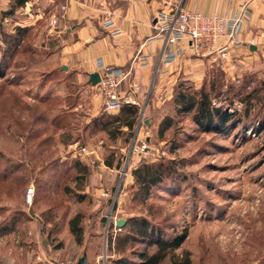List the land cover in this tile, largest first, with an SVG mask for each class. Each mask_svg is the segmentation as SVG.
Masks as SVG:
<instances>
[{"label":"rangeland","instance_id":"374dc122","mask_svg":"<svg viewBox=\"0 0 264 264\" xmlns=\"http://www.w3.org/2000/svg\"><path fill=\"white\" fill-rule=\"evenodd\" d=\"M62 2L0 0V264H75L85 251L89 264H114L122 257L140 262V252L153 254L158 247L130 236L135 218L147 219L163 239L188 233L159 264L186 255L191 264H264V68H241L242 40L226 41L225 57L197 55L184 40V52L210 57L213 64L199 84L183 79L167 90L165 81L160 94L171 97L157 99L162 62L174 63L184 52L167 61L154 17L152 37L162 40L163 53L150 88L144 91L131 70L117 66L140 86L137 104H131L140 116L130 130L121 111H104L100 82L92 85L62 65L68 38ZM243 6L252 15L246 1L211 15H231ZM18 25L27 31L15 45L11 37ZM141 60L148 64L146 57ZM213 77L214 103L239 112L240 120L225 134L203 131L193 112L178 114L173 102L181 82L209 89ZM251 92L255 98L245 117L243 99ZM134 140L149 142L156 156L135 152ZM162 161L172 162L174 177L142 197L133 170ZM74 218L80 233L73 230ZM119 219L126 220L122 228Z\"/></svg>","mask_w":264,"mask_h":264},{"label":"crops","instance_id":"0c3cea01","mask_svg":"<svg viewBox=\"0 0 264 264\" xmlns=\"http://www.w3.org/2000/svg\"><path fill=\"white\" fill-rule=\"evenodd\" d=\"M2 1V0H1ZM165 0H63L67 17V40L62 46V65L67 64L82 80L90 82V74L99 72L97 60L122 66L132 71V77L150 88L153 66L158 65L163 53V42L153 38V18ZM182 3L186 9L204 15L223 14L242 2H249L252 15L242 36L243 45L237 53L244 69L257 71L264 68V0H168ZM112 19L114 26L104 27ZM119 28L121 33L113 34ZM251 46L253 48H251ZM138 59L136 60V58ZM148 59L144 64L141 59ZM212 59L197 58L190 49L174 63L160 67L159 82L154 86L157 99L166 101L171 96H162L178 80L193 79L198 84ZM242 70H240L241 72ZM196 78V79H195ZM166 90V91H167ZM154 91V90H153ZM161 95L162 97L160 98Z\"/></svg>","mask_w":264,"mask_h":264},{"label":"built area","instance_id":"2783aa9c","mask_svg":"<svg viewBox=\"0 0 264 264\" xmlns=\"http://www.w3.org/2000/svg\"><path fill=\"white\" fill-rule=\"evenodd\" d=\"M164 5L165 7L160 8L155 14L154 27L157 34L159 31V35L164 39L165 48L168 47L166 58L170 62L184 52V49L179 46V43L184 40L191 43L193 52L197 55L228 56L226 41L231 44L239 43L242 40L244 23L251 16L246 6L231 15H204L185 9L182 3L177 4L165 0ZM55 23L54 20L53 24ZM104 25L107 28L114 26V23L107 20ZM112 33L119 34L120 31L115 28ZM97 65L101 77L99 87L105 97L104 109L106 111H116L124 104H137L134 97L138 94L140 86L135 80L130 79L129 71H124L117 65L108 64L102 58L97 60ZM231 66L235 68L236 64L233 62ZM125 83L128 90L123 89ZM135 141L132 145L135 152L143 154L145 158L156 156L157 151L149 142L136 144ZM33 192V189L28 192L29 199L32 198Z\"/></svg>","mask_w":264,"mask_h":264},{"label":"trees","instance_id":"16d2710c","mask_svg":"<svg viewBox=\"0 0 264 264\" xmlns=\"http://www.w3.org/2000/svg\"><path fill=\"white\" fill-rule=\"evenodd\" d=\"M16 1L18 5H24L29 0ZM26 31L27 29L24 26L17 27L16 33L11 37L13 44L16 45L20 40V36ZM10 44L13 45L12 42ZM205 85L197 90L192 88V86L181 82L174 95L173 102L176 106V112L178 114L193 112V121L203 131L225 134L228 131L230 123L234 125L236 120H240L237 117L239 112L236 110L229 111L226 107L214 103L215 96L213 97V94L218 86V80L215 77L210 81L209 89H207ZM232 89L233 86H230L228 91L232 92ZM218 95H221V91L220 93H217V96ZM232 96H237V93H232ZM254 98V92H251L243 99L248 106L244 112L245 117L250 114V102ZM104 111L106 110L104 109ZM116 111H121L124 115L123 118L126 127L130 130L134 129L140 116L138 105L124 104ZM118 121H120V119ZM167 121L170 123L171 119H167ZM108 164L111 165V163ZM175 173L176 168L172 166V162L165 163L164 161L159 163L144 162L133 170L135 182L138 185V192L144 198L149 196L152 188L162 185L168 178L174 177ZM75 221L76 218L72 219L73 230L75 233H80L81 231ZM133 223L135 230L130 236L135 240L145 242L148 246L156 245L158 250L153 254H149L146 251L140 252L138 256L141 261L137 263L131 261L127 257H122L115 260L114 264H159L171 252H174V250L179 248L188 236L187 232H182L180 235H177L174 240H167L161 237V233L156 231V228L151 225L147 219L135 218ZM173 262V264H191V259L189 255H186L181 258L174 257Z\"/></svg>","mask_w":264,"mask_h":264},{"label":"water","instance_id":"95a60500","mask_svg":"<svg viewBox=\"0 0 264 264\" xmlns=\"http://www.w3.org/2000/svg\"><path fill=\"white\" fill-rule=\"evenodd\" d=\"M251 48H253V47H251ZM64 68H67V67H64ZM89 76H90L89 80H90V83L92 85H97L101 80L99 72H93ZM147 123L149 124V121H147ZM125 223H126L125 219H119L116 221V225L118 227H121V228L125 225ZM75 264H89L88 263V253L85 251L83 253L82 257H80L79 260L77 261V263H75Z\"/></svg>","mask_w":264,"mask_h":264},{"label":"bare ground","instance_id":"6f19581e","mask_svg":"<svg viewBox=\"0 0 264 264\" xmlns=\"http://www.w3.org/2000/svg\"><path fill=\"white\" fill-rule=\"evenodd\" d=\"M32 198H33V195H32ZM32 198L30 200H32Z\"/></svg>","mask_w":264,"mask_h":264}]
</instances>
